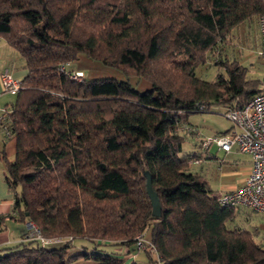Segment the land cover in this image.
<instances>
[{
  "label": "trees",
  "instance_id": "16d2710c",
  "mask_svg": "<svg viewBox=\"0 0 264 264\" xmlns=\"http://www.w3.org/2000/svg\"><path fill=\"white\" fill-rule=\"evenodd\" d=\"M262 15L264 0H0V38L27 69L8 110L13 218L64 238L47 248L27 235L0 248V264H138L124 252L147 227L162 264H264V248L232 222L239 206H222L191 171L197 154L179 156L182 112L242 105L263 89L226 54L232 30ZM79 53L150 88L73 79L66 65ZM209 60L224 68L214 80L195 74Z\"/></svg>",
  "mask_w": 264,
  "mask_h": 264
},
{
  "label": "crops",
  "instance_id": "0c3cea01",
  "mask_svg": "<svg viewBox=\"0 0 264 264\" xmlns=\"http://www.w3.org/2000/svg\"><path fill=\"white\" fill-rule=\"evenodd\" d=\"M5 69L13 78L18 80L23 79L27 73L23 57L3 38H0V74ZM15 98L16 93L4 91L0 82V119L3 110L10 108ZM188 135L190 137L195 136L194 134ZM200 139L198 142L196 141L200 149L199 152L195 153L197 154L195 157L197 162H192V164L200 166V171L205 169L204 174L196 172L199 178L204 180L216 195L239 188L250 170V155L238 151L235 147L225 152L215 144L210 145L208 149H203L199 144ZM15 149L14 135L6 134L0 124V248L18 243L28 235V224L13 218L15 214L14 196L6 179V163L13 160ZM232 222L249 230L255 241L264 248V213L256 212L249 207L239 206ZM124 259L126 263L135 261L138 264H150L148 254L137 249L124 255Z\"/></svg>",
  "mask_w": 264,
  "mask_h": 264
},
{
  "label": "rangeland",
  "instance_id": "374dc122",
  "mask_svg": "<svg viewBox=\"0 0 264 264\" xmlns=\"http://www.w3.org/2000/svg\"><path fill=\"white\" fill-rule=\"evenodd\" d=\"M258 19L259 17H253L251 20L241 23L232 30L229 37H227L226 54L228 59H236L238 63L244 67L245 76L247 78L262 79L264 74V59L259 53ZM66 67L71 69V73H83L85 78L88 79L114 77L118 80H128L130 84L139 91L150 88V82L148 80L135 75L127 76L118 68L105 65L98 60L88 57L84 53H79L77 58L68 63ZM218 72H224V68L221 65L212 64L211 60L195 68V74L206 80H214ZM226 110L227 107L224 105H213L205 112H182L181 116L183 118V123L181 126L184 129H181L180 133L184 136V141L179 156L184 157L187 154L199 152L200 149L197 145L199 138L226 131L231 126V121L225 114ZM187 126L195 129V131L191 133L195 136L190 137L186 133L185 127ZM191 171L204 174L205 169L200 171L199 165L191 163ZM150 230L151 228L147 227L144 234L135 236L136 241H139L141 238L143 240H148L150 237ZM41 243L47 248L59 247L64 243V238H52L51 240L41 241ZM74 243L79 245L81 242L75 240ZM136 246L137 250L143 252L146 249L138 248L143 245ZM149 252L153 254V260H151L148 255L149 263L157 264L158 256L155 249H149ZM126 254L127 252L125 251L124 255ZM84 261H80L79 263ZM130 262L131 261H129V263Z\"/></svg>",
  "mask_w": 264,
  "mask_h": 264
},
{
  "label": "built area",
  "instance_id": "2783aa9c",
  "mask_svg": "<svg viewBox=\"0 0 264 264\" xmlns=\"http://www.w3.org/2000/svg\"><path fill=\"white\" fill-rule=\"evenodd\" d=\"M260 36V56L264 59V15L258 19ZM70 77L81 79L82 73L72 72ZM0 82L4 91L16 93L21 88V80L11 76L7 69L1 72ZM263 89L251 96L244 104H236L226 110V117L231 121V126L224 132L208 135L199 140L203 149H208L215 144L222 151L228 152L235 147L240 152L248 153L251 157V167L245 177L244 183L237 189L219 194L218 200L222 206H243L264 213V74L261 79ZM202 109L203 106L199 105ZM8 110L4 109L1 115V127L6 134L8 129ZM192 162H197L193 159ZM28 235L42 238L36 226L29 222ZM139 249H152L154 246L142 238L137 241ZM157 264H162L159 260Z\"/></svg>",
  "mask_w": 264,
  "mask_h": 264
},
{
  "label": "water",
  "instance_id": "95a60500",
  "mask_svg": "<svg viewBox=\"0 0 264 264\" xmlns=\"http://www.w3.org/2000/svg\"><path fill=\"white\" fill-rule=\"evenodd\" d=\"M145 189L146 193L149 197L150 204H151V212L152 215L155 217H158L161 212V206L159 202V198L156 194V192L153 190L152 185H151V176L149 173L145 172Z\"/></svg>",
  "mask_w": 264,
  "mask_h": 264
}]
</instances>
